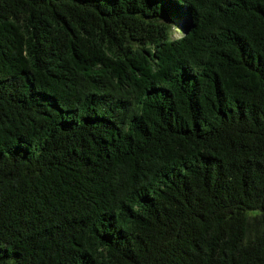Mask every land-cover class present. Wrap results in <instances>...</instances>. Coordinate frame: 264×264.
Masks as SVG:
<instances>
[{"label":"trees","instance_id":"obj_1","mask_svg":"<svg viewBox=\"0 0 264 264\" xmlns=\"http://www.w3.org/2000/svg\"><path fill=\"white\" fill-rule=\"evenodd\" d=\"M0 264H264V0H0Z\"/></svg>","mask_w":264,"mask_h":264},{"label":"rangeland","instance_id":"obj_2","mask_svg":"<svg viewBox=\"0 0 264 264\" xmlns=\"http://www.w3.org/2000/svg\"><path fill=\"white\" fill-rule=\"evenodd\" d=\"M178 30H179V29L176 30V33H178Z\"/></svg>","mask_w":264,"mask_h":264}]
</instances>
